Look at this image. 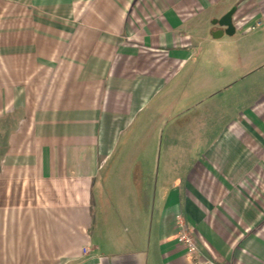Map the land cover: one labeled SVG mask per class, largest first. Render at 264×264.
<instances>
[{
    "label": "crops",
    "instance_id": "0c3cea01",
    "mask_svg": "<svg viewBox=\"0 0 264 264\" xmlns=\"http://www.w3.org/2000/svg\"><path fill=\"white\" fill-rule=\"evenodd\" d=\"M224 2L237 31L248 0H0V264H194L179 213L195 264H264V99L156 183L101 175Z\"/></svg>",
    "mask_w": 264,
    "mask_h": 264
},
{
    "label": "rangeland",
    "instance_id": "374dc122",
    "mask_svg": "<svg viewBox=\"0 0 264 264\" xmlns=\"http://www.w3.org/2000/svg\"><path fill=\"white\" fill-rule=\"evenodd\" d=\"M230 6L224 2L221 9L228 12L236 5ZM246 7L238 14L249 21L235 34L198 36L179 72L120 136L116 152L102 166V176L122 180L113 167L139 158L122 155L123 150L141 151L147 153L141 156L143 163L151 166L149 179L152 175L156 183L167 165H188L190 151L210 147L231 122L252 116L253 107L264 99V0H248ZM257 10L260 14L251 18ZM215 11L210 14H220Z\"/></svg>",
    "mask_w": 264,
    "mask_h": 264
},
{
    "label": "built area",
    "instance_id": "2783aa9c",
    "mask_svg": "<svg viewBox=\"0 0 264 264\" xmlns=\"http://www.w3.org/2000/svg\"><path fill=\"white\" fill-rule=\"evenodd\" d=\"M254 29V27H252ZM176 226L178 230V238L179 241L182 242L187 252L193 257L194 264L196 263V254L198 251V243L195 237V232L192 227H190L185 219L184 216L179 213L176 217ZM89 250L88 247L84 248V252L87 253ZM209 264H216L214 261H210Z\"/></svg>",
    "mask_w": 264,
    "mask_h": 264
},
{
    "label": "water",
    "instance_id": "95a60500",
    "mask_svg": "<svg viewBox=\"0 0 264 264\" xmlns=\"http://www.w3.org/2000/svg\"><path fill=\"white\" fill-rule=\"evenodd\" d=\"M236 12V7H233L227 13H225L220 19L213 20L214 25L219 24L220 26L225 27L223 30H219L213 33L215 38L222 37L225 34L233 35L236 33V27L233 22V16Z\"/></svg>",
    "mask_w": 264,
    "mask_h": 264
},
{
    "label": "flooded vegetation",
    "instance_id": "af4514ba",
    "mask_svg": "<svg viewBox=\"0 0 264 264\" xmlns=\"http://www.w3.org/2000/svg\"><path fill=\"white\" fill-rule=\"evenodd\" d=\"M218 26L216 27V29L219 31V30H223L225 27L223 26H220L219 24H217Z\"/></svg>",
    "mask_w": 264,
    "mask_h": 264
}]
</instances>
